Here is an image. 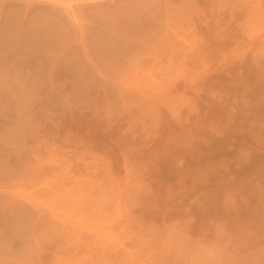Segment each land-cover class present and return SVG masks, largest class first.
Segmentation results:
<instances>
[{
  "label": "rangeland",
  "instance_id": "374dc122",
  "mask_svg": "<svg viewBox=\"0 0 264 264\" xmlns=\"http://www.w3.org/2000/svg\"><path fill=\"white\" fill-rule=\"evenodd\" d=\"M0 264H264V0H0Z\"/></svg>",
  "mask_w": 264,
  "mask_h": 264
}]
</instances>
